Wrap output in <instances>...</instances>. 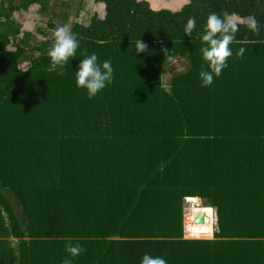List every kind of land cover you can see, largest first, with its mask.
<instances>
[{
  "label": "trees",
  "instance_id": "obj_1",
  "mask_svg": "<svg viewBox=\"0 0 264 264\" xmlns=\"http://www.w3.org/2000/svg\"><path fill=\"white\" fill-rule=\"evenodd\" d=\"M95 2L103 15L71 26L80 46L62 76L47 54L22 68L25 48L10 49L19 28L0 22V264H60L68 241L85 248L73 264H140L144 253L167 264H264V0H188L178 11ZM213 12L239 30L228 66L202 87L197 34ZM92 52L114 78L89 99L75 70ZM177 56L189 67L165 89L162 68ZM185 198L214 209L212 239L183 238Z\"/></svg>",
  "mask_w": 264,
  "mask_h": 264
},
{
  "label": "clouds",
  "instance_id": "obj_2",
  "mask_svg": "<svg viewBox=\"0 0 264 264\" xmlns=\"http://www.w3.org/2000/svg\"><path fill=\"white\" fill-rule=\"evenodd\" d=\"M196 27V20L188 17L183 28L185 35L191 37ZM247 28L253 32H259L258 21L254 16L248 17ZM239 30L238 23L231 18L230 14L209 13L206 17L202 33L197 37L202 41L200 53L203 65L198 73V79L202 87L210 86L214 77L218 78L223 69L228 66V58L233 55L230 45L235 40V34ZM80 46L78 34L68 24H61L53 32V44L47 51L49 58L48 70L56 72L57 75L64 74V68L69 65L70 58H74ZM146 45L137 39L135 52H143ZM245 52L244 47L236 51V56L241 57ZM171 59V58H170ZM114 78V69L110 60L99 61L97 54L92 52L80 59L75 70V84L85 91L87 98L91 99L106 86L110 85ZM67 255L61 257L60 264H73V260L85 252V248L77 241H68L64 245ZM140 264H167L162 256H154L144 253Z\"/></svg>",
  "mask_w": 264,
  "mask_h": 264
},
{
  "label": "rangeland",
  "instance_id": "obj_3",
  "mask_svg": "<svg viewBox=\"0 0 264 264\" xmlns=\"http://www.w3.org/2000/svg\"><path fill=\"white\" fill-rule=\"evenodd\" d=\"M3 1L8 0H0V4ZM143 1L148 2L153 10L168 9L171 11H178L188 3V0ZM41 2L46 5L45 10H42L39 5L30 6L26 9L22 8L14 13H10L8 5L0 9V14L6 15L5 18L0 17V22L19 28V36L12 40L10 49H14L17 45L25 48L26 52L21 59L24 62L21 65L22 68L27 65V61L31 56L47 54L53 44V32L59 25L66 23L71 27L74 23H79L86 26L93 14H98L100 17L103 15L95 0H41ZM188 67L189 62L184 56H177L164 64L161 72L162 86L168 88L171 78L176 74L185 72ZM193 199L183 201V238L191 240L212 239L216 232L214 209L203 200H199V205L195 204L196 202ZM9 201L14 206L13 197H9ZM194 208L195 218L199 213H203L209 220L208 224L194 223L192 213L189 212L190 209ZM19 210L20 208L17 207L16 211ZM205 211L208 212V215L205 214ZM191 224L194 227L189 232L188 227ZM8 240L12 246H15L16 240L11 238Z\"/></svg>",
  "mask_w": 264,
  "mask_h": 264
},
{
  "label": "water",
  "instance_id": "obj_4",
  "mask_svg": "<svg viewBox=\"0 0 264 264\" xmlns=\"http://www.w3.org/2000/svg\"><path fill=\"white\" fill-rule=\"evenodd\" d=\"M194 199L196 202L195 204L199 205V199L198 198H194ZM208 222H209L208 218L203 213H199L194 220L195 224H201V223L208 224Z\"/></svg>",
  "mask_w": 264,
  "mask_h": 264
},
{
  "label": "bare ground",
  "instance_id": "obj_5",
  "mask_svg": "<svg viewBox=\"0 0 264 264\" xmlns=\"http://www.w3.org/2000/svg\"><path fill=\"white\" fill-rule=\"evenodd\" d=\"M193 200H195V199H193ZM193 200H191V201H193ZM189 212L192 213L191 216L193 217V219H195V208H194V209H190ZM205 214L208 215V212L205 211ZM191 216H190V217H191ZM192 217H191V218H192ZM193 227H194L193 224H191V225L188 227V231L190 232V231L192 230ZM196 227H200V228H202L201 226H196Z\"/></svg>",
  "mask_w": 264,
  "mask_h": 264
},
{
  "label": "built area",
  "instance_id": "obj_6",
  "mask_svg": "<svg viewBox=\"0 0 264 264\" xmlns=\"http://www.w3.org/2000/svg\"><path fill=\"white\" fill-rule=\"evenodd\" d=\"M189 199H191V198H185V200H189ZM195 220V219H194ZM203 224V223H202Z\"/></svg>",
  "mask_w": 264,
  "mask_h": 264
},
{
  "label": "crops",
  "instance_id": "obj_7",
  "mask_svg": "<svg viewBox=\"0 0 264 264\" xmlns=\"http://www.w3.org/2000/svg\"><path fill=\"white\" fill-rule=\"evenodd\" d=\"M171 81V80H170ZM165 88V87H164ZM169 88V87H168ZM168 88H165V89H168ZM200 200V199H199Z\"/></svg>",
  "mask_w": 264,
  "mask_h": 264
}]
</instances>
